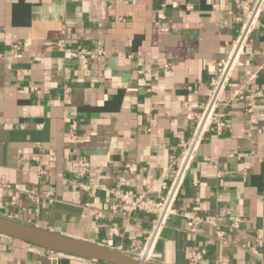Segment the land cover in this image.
Wrapping results in <instances>:
<instances>
[{"label": "crops", "instance_id": "crops-1", "mask_svg": "<svg viewBox=\"0 0 264 264\" xmlns=\"http://www.w3.org/2000/svg\"><path fill=\"white\" fill-rule=\"evenodd\" d=\"M238 1L254 0H0V215L142 257L151 217L112 210L104 188L124 178L135 196L165 193L192 113L239 33ZM80 49L105 54L70 55ZM218 110L226 131H208L177 207L217 216L224 239L173 215L150 260L190 264L197 250V264H264V9ZM77 155L90 160L89 189L75 181ZM54 261L110 264L0 234V264Z\"/></svg>", "mask_w": 264, "mask_h": 264}, {"label": "built area", "instance_id": "built-area-1", "mask_svg": "<svg viewBox=\"0 0 264 264\" xmlns=\"http://www.w3.org/2000/svg\"><path fill=\"white\" fill-rule=\"evenodd\" d=\"M237 4L238 8L242 11V15L237 18L240 22L239 33L233 44L229 47L226 57L221 59L217 64L214 76L211 80L209 97L203 109L199 112L192 113L196 120L194 128L188 138L182 139L179 142V154L176 159L173 160L169 180L162 182L165 193L159 199L148 197L146 194L135 196L134 192L127 188L124 178L119 179L115 186L104 188L115 199L112 210L117 209L118 205L123 204L128 212L139 210L151 217V228L141 248L142 257L140 258L150 260L168 220L173 215L182 216L186 220L187 226L191 229H195L203 223H209L217 228V237L224 239V231L219 229L221 224L217 216L201 215L190 210L180 211L177 207V201L196 153L210 128H213L218 135H223L226 131L227 121L218 110V107L224 98L225 90L231 85V77L234 71L244 64L247 43L253 31L260 23L261 13L264 9V0H254L252 3L238 1ZM58 46L61 49L65 48L63 42H59ZM19 47V44L16 43L11 51L12 54L17 53ZM82 54H96L102 57L105 53L103 50L91 51L89 49L73 50L70 53L72 57H78ZM165 67H167V65H165ZM32 89H36V87ZM69 92L70 88L66 87L64 91V96L66 98L69 96ZM248 97L253 98L254 94ZM248 112L253 113V109L250 107ZM261 116L264 117V111L261 113ZM76 126V122L73 121L71 128L77 129ZM70 135L74 136L72 133ZM71 166L75 181H79V185L83 189L93 187L85 182L91 166L87 156L77 155L73 157L71 159ZM37 173L43 175L46 172L42 167H39ZM24 192L31 201L36 203L39 202L42 196V194L38 193L35 189L27 188ZM44 195L48 196L46 193H44ZM242 222V218L236 217L229 222V226L239 230L241 229ZM115 233L116 230L112 229L111 234ZM255 240L258 245L263 244L264 238L261 231L256 233ZM201 258L202 253L197 250H192L188 255L190 264H197Z\"/></svg>", "mask_w": 264, "mask_h": 264}, {"label": "water", "instance_id": "water-1", "mask_svg": "<svg viewBox=\"0 0 264 264\" xmlns=\"http://www.w3.org/2000/svg\"><path fill=\"white\" fill-rule=\"evenodd\" d=\"M0 234L34 244L41 248L80 256L110 264H165L130 253L69 237L0 215ZM53 264H57L54 261Z\"/></svg>", "mask_w": 264, "mask_h": 264}]
</instances>
